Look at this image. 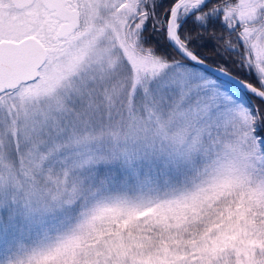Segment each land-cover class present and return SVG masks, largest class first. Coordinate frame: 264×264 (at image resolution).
Masks as SVG:
<instances>
[{
	"label": "snow or ice",
	"instance_id": "1",
	"mask_svg": "<svg viewBox=\"0 0 264 264\" xmlns=\"http://www.w3.org/2000/svg\"><path fill=\"white\" fill-rule=\"evenodd\" d=\"M0 264H264V0H0Z\"/></svg>",
	"mask_w": 264,
	"mask_h": 264
},
{
	"label": "trees",
	"instance_id": "2",
	"mask_svg": "<svg viewBox=\"0 0 264 264\" xmlns=\"http://www.w3.org/2000/svg\"><path fill=\"white\" fill-rule=\"evenodd\" d=\"M204 54H205V55H209V56L212 55L210 52H207V51H206Z\"/></svg>",
	"mask_w": 264,
	"mask_h": 264
}]
</instances>
